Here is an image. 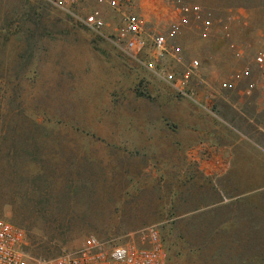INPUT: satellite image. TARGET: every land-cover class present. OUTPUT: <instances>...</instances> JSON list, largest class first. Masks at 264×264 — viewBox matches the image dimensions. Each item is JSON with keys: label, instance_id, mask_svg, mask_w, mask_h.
Listing matches in <instances>:
<instances>
[{"label": "rangeland", "instance_id": "rangeland-1", "mask_svg": "<svg viewBox=\"0 0 264 264\" xmlns=\"http://www.w3.org/2000/svg\"><path fill=\"white\" fill-rule=\"evenodd\" d=\"M177 1L216 24L176 38L181 62L120 49L109 4L80 6L105 12L97 32L45 0H0V217L32 256L156 224L168 264H264V0L157 6ZM194 59L184 93L158 75L182 80Z\"/></svg>", "mask_w": 264, "mask_h": 264}, {"label": "built area", "instance_id": "built-area-1", "mask_svg": "<svg viewBox=\"0 0 264 264\" xmlns=\"http://www.w3.org/2000/svg\"><path fill=\"white\" fill-rule=\"evenodd\" d=\"M45 1L97 32L105 29V12L98 7L86 15H81L80 6L96 1L118 9L122 12L123 26L117 34V46L132 56L148 48L152 56L158 52L160 55L166 53L181 62L182 49L176 38L183 35L184 30L198 27L202 34L208 37L216 30L215 22L204 15L199 4L173 2L170 4L171 12L165 13L163 7L160 9V6H157L158 0H147L150 4V15L147 17L144 13L135 11L138 5L134 0H121V5L113 0ZM156 11H159V14ZM162 23L166 24V27L163 26L167 29L166 32L151 26H159ZM148 64L150 68L153 67L151 62ZM254 64L264 66V51L256 55ZM199 67L198 59L191 61L183 75L185 81L180 80L175 71L164 66L158 71V75L184 93L181 84L196 74ZM252 74V67L243 72L246 77ZM254 88L255 82L252 81L247 85L245 93L250 95ZM27 245L25 230L0 217V264H168L169 258L156 224L129 232L122 237L106 239L91 235L78 248L50 258L32 256L26 250Z\"/></svg>", "mask_w": 264, "mask_h": 264}, {"label": "trees", "instance_id": "trees-1", "mask_svg": "<svg viewBox=\"0 0 264 264\" xmlns=\"http://www.w3.org/2000/svg\"><path fill=\"white\" fill-rule=\"evenodd\" d=\"M28 237V236H27ZM26 250H30V245H27L26 246ZM36 257V256H35ZM39 258H42V257H39Z\"/></svg>", "mask_w": 264, "mask_h": 264}]
</instances>
